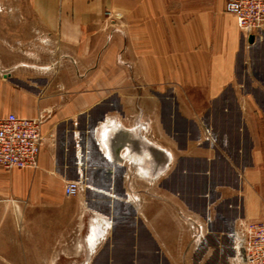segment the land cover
<instances>
[{
	"label": "crops",
	"instance_id": "obj_1",
	"mask_svg": "<svg viewBox=\"0 0 264 264\" xmlns=\"http://www.w3.org/2000/svg\"><path fill=\"white\" fill-rule=\"evenodd\" d=\"M18 1L0 117L43 116V145L0 166V264H228L235 221L264 220V26L250 44L226 0ZM183 159L207 181L192 205Z\"/></svg>",
	"mask_w": 264,
	"mask_h": 264
},
{
	"label": "built area",
	"instance_id": "obj_2",
	"mask_svg": "<svg viewBox=\"0 0 264 264\" xmlns=\"http://www.w3.org/2000/svg\"><path fill=\"white\" fill-rule=\"evenodd\" d=\"M224 10L235 17L237 27L246 38L257 36L264 26V0H226ZM111 14L106 18L110 19ZM43 120L41 115L21 117L13 112L0 117V166L38 167ZM79 192L78 180L65 182V196H76ZM228 236L231 238L228 264H264V220L235 221Z\"/></svg>",
	"mask_w": 264,
	"mask_h": 264
},
{
	"label": "rangeland",
	"instance_id": "obj_3",
	"mask_svg": "<svg viewBox=\"0 0 264 264\" xmlns=\"http://www.w3.org/2000/svg\"><path fill=\"white\" fill-rule=\"evenodd\" d=\"M16 4H20L18 0H0V6L1 7H9L10 5H16ZM23 4V3H22ZM107 12H110L109 9H106L104 11V17L106 18L107 16H109L111 14H108ZM113 16V14H111ZM260 54L261 55H264L263 51H259V53L257 54V57H260ZM257 71L256 73H264V60H262V56H261V60L259 59V62L257 64V68L256 70ZM259 75V74H258ZM249 77H243V81H244V84L246 86V88H250L251 87V80H252V77L250 75H248ZM261 76V75H259ZM260 78H264V76H261ZM242 80V79H241ZM215 118L218 120V121H222L224 120L225 121V116H223L219 111H217L215 113ZM180 168L181 169V173L178 174V170L176 173H175V177L176 178H179L180 179V182L176 184V187L175 189L177 188L178 190H180V194L181 196L183 197V199H185V202H187L189 205L191 204V201L192 200H195V195L198 194V193H203L205 192L206 190V177H201L200 175H195V169H201L203 168V165L200 163L198 164H195V163H191L189 161V159H183L181 164H180ZM219 169H222V166L219 167ZM197 179H200V182L196 181ZM171 186H173V184H171ZM203 202V200H202ZM192 205V204H191ZM69 204L63 202V200H60L59 201V210L61 209H67L69 208ZM42 208V207H41ZM40 208V209H41ZM71 208V207H70ZM199 208H202V205H199ZM106 241V240H105ZM105 241L103 242V244L105 245H108V240L107 242L105 243ZM124 244L125 245H131V241L130 242H126V240H124ZM155 261V260H154Z\"/></svg>",
	"mask_w": 264,
	"mask_h": 264
},
{
	"label": "water",
	"instance_id": "obj_4",
	"mask_svg": "<svg viewBox=\"0 0 264 264\" xmlns=\"http://www.w3.org/2000/svg\"><path fill=\"white\" fill-rule=\"evenodd\" d=\"M253 40H254L253 35H250V36L248 37V42L251 44V43H253Z\"/></svg>",
	"mask_w": 264,
	"mask_h": 264
},
{
	"label": "bare ground",
	"instance_id": "obj_5",
	"mask_svg": "<svg viewBox=\"0 0 264 264\" xmlns=\"http://www.w3.org/2000/svg\"><path fill=\"white\" fill-rule=\"evenodd\" d=\"M223 233H225V232H223ZM227 235H228V232H227Z\"/></svg>",
	"mask_w": 264,
	"mask_h": 264
}]
</instances>
